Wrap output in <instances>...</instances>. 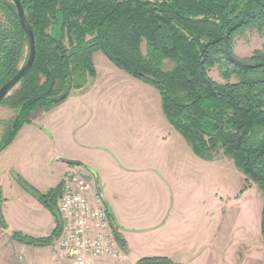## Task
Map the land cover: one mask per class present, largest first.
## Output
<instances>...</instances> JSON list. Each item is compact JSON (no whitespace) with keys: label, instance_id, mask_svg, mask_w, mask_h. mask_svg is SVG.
<instances>
[{"label":"trees","instance_id":"obj_1","mask_svg":"<svg viewBox=\"0 0 264 264\" xmlns=\"http://www.w3.org/2000/svg\"><path fill=\"white\" fill-rule=\"evenodd\" d=\"M35 39V59L20 83L1 101L14 110L3 127L0 151L40 112L83 89L96 75L93 54L101 51L118 68L153 86L163 114L204 160L219 153L262 192L260 232L264 242V42L233 65L236 35L256 29L264 36V0H20ZM144 46V47H143ZM28 39L9 0H0V87L25 63ZM218 65L225 82L210 68ZM237 77L231 81V76ZM17 119L13 128V121ZM15 179L55 215L50 236L13 232L18 241L44 245L59 233L60 186L40 193ZM0 224L5 226L0 212ZM117 241L124 239L115 230ZM138 264H175L144 257Z\"/></svg>","mask_w":264,"mask_h":264},{"label":"crops","instance_id":"obj_2","mask_svg":"<svg viewBox=\"0 0 264 264\" xmlns=\"http://www.w3.org/2000/svg\"><path fill=\"white\" fill-rule=\"evenodd\" d=\"M108 61L100 58L108 70L105 75L117 73L126 85L139 90L144 99L154 101L151 103L156 115L159 111V117L152 128L124 120L129 114L124 115L121 105L116 106L111 89L104 94L96 88L95 66V77H89L83 89L73 90L59 104L62 111L58 129L42 128L48 134L46 138L38 135L43 130L31 129L36 118L50 109L23 124L11 143L0 151V212L5 224L4 227L0 224V264H72L57 258L56 237L44 245H34L18 241L12 235L15 231L33 238L51 235L55 215L25 190L15 175L44 193L60 186L63 174L74 166L60 158L81 161L85 166L76 167L93 180L94 190H97L95 177L86 167L96 171L102 197L124 239V259H91L87 264H138L144 257H163L175 264H243V256L236 248L243 246L245 239L253 246V238L247 237L249 227L237 226L240 212L237 203L242 192L223 195L221 187L212 189L207 182L210 172L207 177L204 169L198 182L190 177L193 172L187 170L201 171L206 162L221 160L198 157L165 118L159 94L157 98L148 83L124 70L121 69L127 76L116 72ZM71 99L77 102L67 103ZM85 101L91 102L86 105ZM2 130L0 126V136ZM34 134L48 145L58 136L63 142L59 147L49 145L44 151L19 152ZM102 182L107 192L102 190Z\"/></svg>","mask_w":264,"mask_h":264},{"label":"rangeland","instance_id":"obj_3","mask_svg":"<svg viewBox=\"0 0 264 264\" xmlns=\"http://www.w3.org/2000/svg\"><path fill=\"white\" fill-rule=\"evenodd\" d=\"M263 42H264V36L259 34V32L256 29L245 30L242 35L235 36L232 44V55L238 57L241 60L248 58L256 49H259L262 46ZM100 58H103L104 60L107 61L109 60L101 51H98L93 55V65L94 67L97 66L98 69L97 71L98 80L96 81V85H95L96 88L102 90L104 94L106 93L108 88L111 89L112 97H114L116 101V106L121 105L120 108L121 112L124 115L126 113L129 114V118H126L125 116L123 117L124 120L127 121L131 120L132 122H140L145 124L147 128H152V125L154 124L153 121H155L157 117H159V111L158 114L156 115L155 109L152 106L153 103H151L154 101H149L148 99H144L142 96L143 94L139 90H135L136 88L126 85L124 80H122L120 78L121 76L118 75L117 73L114 72L113 74L110 73V75L108 76L105 75L108 70L105 67H103V65L100 62ZM108 62H110L111 66L115 68L116 72H121L123 74H126L116 65H114L112 61L109 60ZM209 74L216 81L225 82L224 78L221 75L220 67L218 65H215L214 67L210 68ZM236 79L237 77L235 75H232L230 80L235 82ZM149 87L157 97L158 91L154 89V87L151 85ZM75 102L77 101L71 99L67 103L73 104ZM89 102L85 101V104L87 105ZM59 104L52 107L50 111H48L47 113H43L38 119L36 118L35 120L36 125L31 129L36 132H39L37 131L38 129L43 130L41 133L38 134L41 137L46 138L45 137L47 134L46 130L50 131L53 128L58 129V127L60 126L61 123L60 112L62 111V107H60ZM63 104L65 105L66 103L64 102ZM13 116H14L13 109L9 108L7 105H3V104L0 105V119L11 120ZM99 134L100 136H102L103 132H99ZM38 135L36 134L32 135L33 138H30L29 141L25 142L23 146L20 148L21 150H19V152L23 150L30 152H39L40 150L44 151L50 147L49 145H53L54 147H59L63 142V139L60 136H58L55 137L54 139H51L50 140L51 143H49L48 145L47 142L42 140L40 136L38 137ZM179 136L181 140H184L181 135ZM18 142L20 143V139ZM169 145H170L169 147L171 148L172 145L171 144ZM173 149L174 150L176 149L175 146L173 147ZM215 158L221 161L219 162L216 161L212 163L206 162V164L202 165L201 171H199L198 168H194V169L189 168L187 170L193 172L190 173L189 175L190 177L197 178V181L199 182L200 179L203 177L201 176V173L205 169L207 177L209 175L208 172L211 173V177L210 178L208 177L207 182L210 183L212 189L221 187V189H223V195H225V193L227 192L229 193L242 192L239 203H237L239 204L237 205V207L239 208L240 211L238 214L237 226L242 225L243 229H248V227L250 228L251 231L247 235V237L249 239L250 237L251 239L253 238V246L250 245L251 242H248V240L245 239L244 245L238 246L236 248V251L239 254H242L244 259L243 264H264V242L260 232L262 192L253 182L250 184V186H253L252 188L251 187L245 188L246 183L243 173L235 166L232 159L224 155L222 151H219L218 155ZM102 183H101L102 190L107 192L106 190L107 188L105 187V184ZM237 233L239 232L237 231Z\"/></svg>","mask_w":264,"mask_h":264},{"label":"built area","instance_id":"obj_4","mask_svg":"<svg viewBox=\"0 0 264 264\" xmlns=\"http://www.w3.org/2000/svg\"><path fill=\"white\" fill-rule=\"evenodd\" d=\"M55 206L60 226L55 241L57 258L72 264L124 259L103 197L94 190L91 178L76 166L63 174Z\"/></svg>","mask_w":264,"mask_h":264},{"label":"water","instance_id":"obj_5","mask_svg":"<svg viewBox=\"0 0 264 264\" xmlns=\"http://www.w3.org/2000/svg\"><path fill=\"white\" fill-rule=\"evenodd\" d=\"M16 11L18 20L20 22V25L23 29V31L25 32L27 39H28V47H29V52H28V56L27 59L25 61V63L17 70V72L15 74H13L1 87H0V101L7 96L22 80V78L26 75V73L30 70L33 61L35 59V53H36V48H35V39H34V35H33V31L32 28L26 18L22 3L20 0H9ZM225 56L228 59V61L230 63H232L233 65L239 66V67H251V64L244 62L243 60L239 59L238 57L230 54L228 51H225ZM17 123V119L15 118L13 121V128L16 126ZM59 160H61L62 162H65L69 165H74V166H79V167H84L85 165L79 161V160H75V159H69V158H60ZM88 168L92 174L95 177V183H96V189L98 191V193L102 196V192H101V187L99 184V180H98V174L96 173L95 170ZM106 203V202H105ZM107 205V204H106ZM108 207V206H107ZM109 210V208H108Z\"/></svg>","mask_w":264,"mask_h":264}]
</instances>
